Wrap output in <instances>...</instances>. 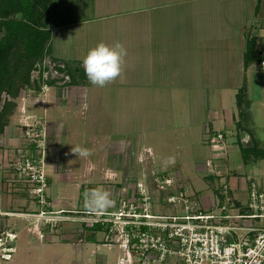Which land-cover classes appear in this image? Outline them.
I'll return each instance as SVG.
<instances>
[{"label": "crops", "instance_id": "obj_1", "mask_svg": "<svg viewBox=\"0 0 264 264\" xmlns=\"http://www.w3.org/2000/svg\"><path fill=\"white\" fill-rule=\"evenodd\" d=\"M226 1L92 0L84 17L75 21L57 20V14L63 15L69 10L65 7L57 10L56 2L51 3L47 15L51 58L84 71V56L100 42L110 46L120 42L127 50L123 73L113 83L101 88L91 84L86 76L78 77L77 82L55 87L45 101L25 106L22 120L29 116L30 119L40 118L34 111L38 107L42 108L43 118H46L51 209H77L80 202L84 205L85 193L97 189L88 179L99 176L112 200V204L103 210H116L123 199L137 191L138 182L147 181L142 178L143 172L139 179H135L139 162L133 159V167L128 162L131 157L136 159L145 155L148 149L154 163V158L162 162L153 168L167 177L177 178L174 184L178 190L191 197L196 195L205 211L212 210L220 182L229 184L232 197L242 205L248 200L249 181H255L264 190V68L257 61L244 64L248 38L255 37L257 51L264 47V26L259 25V19L264 18V0ZM223 13L224 19L221 18ZM251 16L254 21L246 28ZM258 16L260 18L256 20ZM223 54L229 66H221ZM222 80L226 81L221 83ZM183 95L190 102L174 105L175 99L179 102ZM180 110L182 114H178ZM98 111L101 115L105 111L115 112L116 123H121L120 131L108 132L101 137L107 140L112 136L111 154L105 155L103 151L83 158L68 150L63 154L62 163L58 141L65 134L66 126H72L68 132V137L72 138L69 141L87 143L90 139L83 128L95 120ZM128 112L132 113L130 118L140 124L144 118L153 119L154 123L158 121L161 130L146 132L140 129L137 135L126 141L124 136L129 134L132 126L123 121ZM142 112H150V116ZM107 114L106 118L111 119L109 112ZM79 115L83 124L78 127L75 123L79 124ZM207 130L224 136L225 143L219 151H212L206 144ZM21 136L22 130L17 131L9 124L5 127L0 134V164L12 158V151ZM142 138L156 141V145L152 146L153 149L147 146L141 153ZM199 139L207 152L202 146L193 153L186 152L191 150L189 144H197ZM94 140L98 142L96 138ZM183 144H188L186 151ZM208 159L218 162L220 175L208 173L205 165ZM190 160L194 162V170ZM167 165L179 169L168 174ZM2 173L0 171V207H7L17 200L12 198L16 194L7 190L8 186L3 187L6 192L2 193L5 182L1 180ZM120 175L122 179L118 182ZM183 182L196 191H189ZM111 184L119 187L110 188ZM171 189L169 187L168 194L174 188ZM152 212L171 213V208L166 202H154ZM0 215L20 214L0 209ZM77 223L79 226L64 234L63 239L46 243L38 241L39 244L33 246L27 234L8 229L7 232L14 233L15 238L11 241L5 239L4 245L13 249L2 264H16L15 254H19L20 264H27L24 263L25 257L30 254L35 256L33 258L37 255V259L29 264H42L47 256H54L55 264H92L100 247L114 251L112 262L117 264L122 251L118 245L109 246L105 242L103 229L99 225L90 227ZM1 254L0 249V258L3 259ZM100 260V264H108L104 256ZM99 261L93 264H99Z\"/></svg>", "mask_w": 264, "mask_h": 264}, {"label": "built area", "instance_id": "obj_2", "mask_svg": "<svg viewBox=\"0 0 264 264\" xmlns=\"http://www.w3.org/2000/svg\"><path fill=\"white\" fill-rule=\"evenodd\" d=\"M258 52V65L264 68V47L258 48ZM32 72L37 74L35 79L52 80L58 86L70 81L65 63L49 56ZM45 85L48 84L45 82ZM21 130L20 142L3 166L10 186L22 185L44 208L23 213L26 219L36 220L32 230H28L35 232L39 239L43 236L40 226L54 231L56 221L70 220L90 227L99 225L105 233V242L109 246L118 245L122 251L117 264H264V190L255 181H249L248 200L243 205L234 200L227 183L221 184L210 211H205L185 191L172 190L165 200L171 213H154L149 195L139 182L137 191L123 199L116 210H90L85 202L82 210H53L46 195L49 182L45 118L22 120ZM205 133L209 145L217 148L223 139L222 133L208 130ZM213 173L220 175L216 169ZM172 181L170 177L165 178L167 188ZM159 187L165 189V186ZM68 212L73 215H67ZM0 234L4 235L0 236L1 257L7 259L13 248L5 246L3 238L11 241L15 234L4 230Z\"/></svg>", "mask_w": 264, "mask_h": 264}, {"label": "rangeland", "instance_id": "obj_3", "mask_svg": "<svg viewBox=\"0 0 264 264\" xmlns=\"http://www.w3.org/2000/svg\"><path fill=\"white\" fill-rule=\"evenodd\" d=\"M53 1L56 2L55 4L57 6V10H58V8L60 10L63 7L67 8V10H69V11H66L65 14H63V15H61V14L58 15L57 14L56 15L57 17L55 16V18L57 20L60 19L62 21H75V20H77V19H79L81 17H84L85 11H87V9L90 8L92 0H52V3H53ZM207 1L208 2H213L214 0H207ZM222 1H226V0H222ZM51 6L52 5H50V7ZM216 12H217V10H216ZM226 12H228V11H226ZM225 13L222 14L221 18L224 19ZM259 18L260 17L258 16L256 18V20H258ZM46 20H47L46 24L48 26V19L46 18ZM253 21L254 20H253V18L251 16V18L248 20L246 28H248V26ZM256 23H257V21H256ZM259 25L264 26V18L259 19ZM255 30H256V27L253 28V32H255ZM241 33H243V32H241ZM1 35H2V33H0V36ZM19 53H20V49L17 48L15 55L18 56ZM46 57L48 58V56H46ZM228 63H229L228 59L227 60L224 59V54H223V58H222V60L220 62L221 66L224 67L226 64L229 66ZM41 64H42L41 60L35 62L33 69L35 68V66L41 65ZM32 71H31V73H29V83L28 84L21 83L19 80H17L15 78L16 81L14 82L15 83V88H14L15 89V93H14V95L13 94H9V93L7 94L5 92H3L2 95H1L2 100H1V103H0V109L2 108L4 101L11 102V104H14V108H13L12 114H11V116L9 118V123L8 124L10 126L13 125V127L15 129H17V131H21V124H22L21 120L23 119L22 116H23V114L25 112V106L27 104H30V103H33V102L45 101L46 98L50 95V93L55 91L54 90L55 87L58 86L57 85L58 83L57 84H51V85L47 83L48 85H45V82H47L49 80H44L41 77L39 79H35V76L37 74L35 72L33 73ZM224 81H226V80H222L221 83H224ZM68 82H70V81H65L64 84H66ZM115 91L117 92V89ZM114 96L115 95L113 94L112 97H114ZM179 98H180L179 102H178L177 98L175 99V102L173 103L174 105H177L180 102L182 103L183 101L184 102L186 101L187 103L190 102L189 98H187L186 95L180 96ZM116 99H118V97ZM192 100H194V94H192ZM34 111L37 113V116H39L40 118H43V112H42V108L41 107H38L36 109L34 108ZM108 112H109V116H112L111 119L110 118H106V115H108L107 114ZM108 112H106V111L103 112V115H101V113L99 112V114L96 116L95 120H91V124L90 125L88 124L89 125L88 127L86 126V128H85V126H84V128H83L84 129V134L87 135L88 138L90 139V141H88L87 143H79V142H76L74 140H73L74 142L69 141L72 138L68 137V132H69V130H71L72 126L70 124L68 126H66L65 134L62 135L60 137L59 141H58L59 142L58 143V155H60V161L62 160V163H63V154H65L64 152L67 153V151L69 150V152L72 153L73 152L72 151L73 146H75V147L76 146H80V147H83V148H87V149L91 150V153L93 155L94 154L98 155V153L103 152V151L105 152V155H110L111 154V146L113 145L112 136L110 137V139L108 138L107 140H102L101 137L105 136L108 132L116 133V132H118V130L120 131V129H119L120 127L119 126H120L121 123H116L117 120H115L116 118H114V116L116 114L115 112H110V111H108ZM122 113L127 114V112H122ZM128 113H129V115H127L126 118H123V121L126 120V123L130 122V124H132V126L130 127L131 130L129 128H126L127 130H130V132H128L129 134H126L124 136L126 141L131 139V138H133V135H137L139 133L140 129H144L146 132H152V131L153 132L154 131L159 132L161 130V127L159 126L160 124H157L158 121H156L154 123L153 119L144 118L143 120H140V122H141V124H140L133 117L130 118L132 113L131 114H130V112H128ZM142 113H146V114H148V116H150V112H142ZM174 114H175V117H176V112L175 111H174ZM178 114H182L181 110L178 111ZM81 118L82 117L79 115L78 118H77V121L79 122V124L77 125V123H75V126L79 127L80 124H83L82 121H81ZM32 119H30V116H29V118H25L24 120H27V122H28V120H32ZM142 122H146V123H142ZM173 123L177 124V122H175V121ZM153 124H155V125H153ZM126 126L129 127L128 124ZM73 128H74V126H73ZM174 131H176V128L174 129ZM20 133L21 132H19V134ZM178 137H179V135L177 136V138ZM94 138H96L98 140V142H96V140H94ZM204 140H205L207 145L210 144L206 140V138ZM200 141H201L200 139L197 140L198 146L195 143L189 144L191 150L188 149V144H183L186 147L185 151L187 149H188V151H186V152H190V153H193V151H197L199 146H202V147L204 146L202 144V141L201 142ZM224 143H225V138L223 136V139H222V141L220 142V144H219V146L217 148H212L210 145L209 146L211 147L212 151H214V149L219 151L224 146ZM155 145H156V141L151 142L150 140H146L145 138H142V142L140 143L139 147H140V150H141V153H142V152H144L143 151L144 148H146L147 146L152 148V146H155ZM70 146H71V148H70ZM203 149L205 150V152H207V150H208L206 147H203ZM147 152L149 154L145 153V155H139V158L137 157L136 159L131 157L128 163L131 166L132 163H133V159L136 160L137 162H139L138 165L136 166L137 175L135 176V179H139L141 177V172L144 173V174H142L143 175L142 178L146 179L147 180L146 182L150 183V185L149 184H145L146 182L145 183L142 182V184L145 187L144 190H145L146 194L149 195V201L154 205V202L155 203L165 202L167 194L169 192V187L167 188V184H165V178H167V176H165V174H161L160 172H158V170H155L153 168L156 165L157 166L160 165L162 163L161 160L154 158L155 159L154 160L155 163H154L153 159L150 156V149H148ZM184 162H186V160H184ZM208 162H210L209 166H207ZM110 163L111 162L108 163L109 166L112 165ZM193 163H194L193 160H190V166H191L192 170L195 169ZM52 164L54 166V162H52ZM105 165H107V164H105ZM205 165H206L208 173L215 174V173H213V171H214V169H216V173L219 172V174H221V168L218 165V162H216V161H214L212 159H208V160H206ZM132 167H133V165H132ZM166 167H167V173L168 174L169 173H173L174 170L178 168V166L170 167L169 165H167ZM49 168H51V167L50 166H46V170L49 169ZM212 168H214V169H212ZM4 170H5L4 166L2 164H0L1 173ZM144 171H146L147 174H145ZM151 171H152V173H151ZM148 174H152V175H148ZM181 175H182L181 177L184 179L185 176L183 174H181ZM1 176L3 177L1 180L5 181L2 184L3 185L2 186V190H3L2 193L6 192L3 189V187L4 186H8L7 190L9 189L10 192L16 194V196H14V197L12 196V198L17 200V202L12 203V205H9L7 207H0V209L3 210V211L5 210V211L17 212V214H20V215H7V216L0 215V216H2V218L0 217L1 218V220H0V231H3V230L7 231L9 229V230H15L21 235L27 234V236L29 237V240H30V242L32 243V246H33V245H38L39 242H45L46 243L47 241L63 239L62 236L64 234H69V232H72V230H75V227L79 226L80 223L73 222V221H70V220L56 221L55 224H54V226H55L54 231H49L48 227L46 228V227L40 226V231L42 232V235H43L41 239H39L37 234H35L34 232H32V233L29 232V234H28L27 233V231H28L27 227L29 226V228L32 230L33 225H34L36 220L35 219H26L23 216V213H26V212H31V213L39 212L41 210V208H43V207L38 202V199L32 198L27 193V190H25V188L22 185H20V184L18 186L15 185L17 187V189L14 188L15 186H10L11 184H9L8 177L6 176V172L5 171L1 174ZM47 176H48V182H49V174H48V172H47ZM171 177L174 178L173 181L175 182V180L177 178H175L174 176H171ZM259 177H261V176H259ZM121 179H122V176L120 175L118 182H121ZM88 181L91 182V184L95 185L97 187V189L105 191V189H104L105 185L102 184L104 182L100 181L99 176L98 177L89 178ZM173 181H172L171 187H172V189L173 188L174 189H173L172 192L176 191L178 193V191H179L178 187H176V183L174 184ZM176 182H178V181H176ZM185 182H183V185L185 187H187L189 189V191L194 193L196 191V189L194 187H192L191 185L186 184ZM218 184L220 186L223 183L220 182ZM161 185L165 186V189H160L159 186H161ZM116 186L117 185L114 186L113 184H111L110 188H113V187H116ZM117 187H119V186H117ZM51 190L52 189L49 188V186H47L46 195H47L49 200H50V197H51V193H50ZM157 190H158V192H157ZM59 192H61L60 189H59ZM62 193L63 192H61L59 194H62ZM188 196H190V195L188 194ZM190 198H192L194 200H196V198L198 199V197L196 195L193 196V197L190 196ZM28 205H30V206H28ZM57 207H55V209ZM84 208L85 207H84L83 203L80 202L77 209L78 210H82ZM65 210H71V209H65ZM182 213L183 212H181V214ZM67 215L71 216V215H73V213L68 212ZM3 221L6 222V223H3ZM84 227L86 228V226H84ZM0 236H4V235L0 234ZM4 238H3V240L5 241ZM99 238H100V236H99ZM100 248L101 249L98 252L97 257L94 258L95 262L97 260L99 261L100 258H102V256H104V258L106 259L108 264H113L112 259L115 256L114 251H109V250H107L106 248H103V247H100ZM18 256H19V254H18ZM18 256H17V254H15L14 257H13V259H14L16 264H20V262H19L20 260L18 259ZM33 257H35L33 254L26 255V257H25L26 260H25L24 263H26V262H27V264L33 263L35 261V259H37V255H36V258H33ZM4 262H5L4 259L0 258V264H2ZM95 262L93 261L92 264L95 263ZM100 262H102V261L100 260L99 264H100ZM44 263L45 264H55L57 262L55 261L54 256H47V257L44 258ZM44 263L42 262V264H44Z\"/></svg>", "mask_w": 264, "mask_h": 264}, {"label": "trees", "instance_id": "obj_4", "mask_svg": "<svg viewBox=\"0 0 264 264\" xmlns=\"http://www.w3.org/2000/svg\"><path fill=\"white\" fill-rule=\"evenodd\" d=\"M52 0H0V103L3 92L15 93V78L21 83H29V73L37 61L51 57L49 41L51 31L46 18ZM20 49L18 56L15 55ZM255 37L248 38L244 51V64L258 62ZM71 82L86 75L79 67L66 66ZM46 83L54 84L49 80ZM242 91V90H241ZM238 103V97H237ZM14 104L3 102L0 109V133L9 123Z\"/></svg>", "mask_w": 264, "mask_h": 264}, {"label": "clouds", "instance_id": "obj_5", "mask_svg": "<svg viewBox=\"0 0 264 264\" xmlns=\"http://www.w3.org/2000/svg\"><path fill=\"white\" fill-rule=\"evenodd\" d=\"M126 55L127 50L120 42L114 46L98 43L83 58V69L88 81L101 88L113 83L123 73ZM72 151L83 158L91 155L89 149L80 146L73 147ZM84 202L90 210H103L112 204L110 193L99 189L86 192Z\"/></svg>", "mask_w": 264, "mask_h": 264}]
</instances>
